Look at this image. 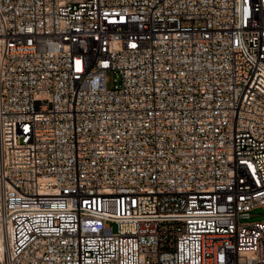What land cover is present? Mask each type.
Instances as JSON below:
<instances>
[{
  "label": "built area",
  "instance_id": "2783aa9c",
  "mask_svg": "<svg viewBox=\"0 0 264 264\" xmlns=\"http://www.w3.org/2000/svg\"><path fill=\"white\" fill-rule=\"evenodd\" d=\"M264 0H0V264H264Z\"/></svg>",
  "mask_w": 264,
  "mask_h": 264
},
{
  "label": "rangeland",
  "instance_id": "374dc122",
  "mask_svg": "<svg viewBox=\"0 0 264 264\" xmlns=\"http://www.w3.org/2000/svg\"><path fill=\"white\" fill-rule=\"evenodd\" d=\"M259 220L264 221V209L263 208L253 209L250 212V217H248V218H241V221L242 222H245V221L252 222V221H259Z\"/></svg>",
  "mask_w": 264,
  "mask_h": 264
}]
</instances>
